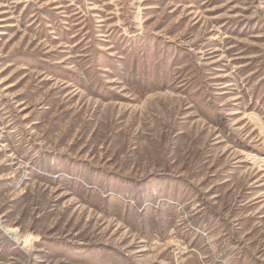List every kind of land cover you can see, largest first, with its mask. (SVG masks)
<instances>
[{
  "label": "rangeland",
  "instance_id": "rangeland-1",
  "mask_svg": "<svg viewBox=\"0 0 264 264\" xmlns=\"http://www.w3.org/2000/svg\"><path fill=\"white\" fill-rule=\"evenodd\" d=\"M0 264H264V0H0Z\"/></svg>",
  "mask_w": 264,
  "mask_h": 264
}]
</instances>
